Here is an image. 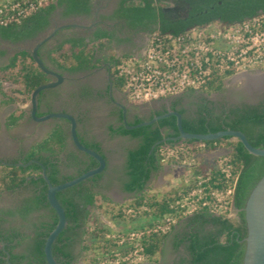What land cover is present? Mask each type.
Segmentation results:
<instances>
[{
  "label": "trees",
  "instance_id": "obj_1",
  "mask_svg": "<svg viewBox=\"0 0 264 264\" xmlns=\"http://www.w3.org/2000/svg\"><path fill=\"white\" fill-rule=\"evenodd\" d=\"M166 1L119 0L117 9L106 18L124 20L130 28L135 30L159 31L176 35L194 26L214 22L230 24L251 18L259 13L264 14V0H190L189 16L193 20L189 17L191 20L187 23L181 20L175 23L170 22L163 11L167 6ZM56 9H61L62 18L89 16L91 5L90 0H54L19 24L0 26V39L11 43L35 39L47 29L49 18ZM112 38V33L98 30L89 43H86L83 38L64 39L55 48L48 51L47 61L57 69L66 72L95 68L98 65V61L95 60L96 53L103 51L110 44ZM41 49H38L37 54L43 62L40 55ZM116 61L114 55L109 57L108 62L111 68ZM110 78L113 86L122 91V83L114 77L113 69ZM49 82V78L41 72L28 52H16L9 58L7 65L0 68V94L3 97L1 105L22 106L29 104L33 90ZM4 83L9 85L7 90L2 87ZM222 87L223 79H215L200 91V94L209 96L221 91ZM43 93L44 91L40 92L38 99ZM184 93L195 94L194 91ZM176 106L177 102L170 104L168 108L163 106L158 111L152 112L147 119L136 117L128 124L136 125L168 111H177L182 117V129L187 133L208 134L226 129L240 131L252 147L264 149V100L254 106L242 105L224 108L213 106L212 102L201 97L191 116H186L185 110L176 109ZM24 117L23 111L11 114L5 120V128L9 130L15 127ZM107 129L111 136L129 137L137 140L136 147L127 150L126 153V180L122 187L124 192L134 196L127 204H112L94 193L93 190L97 187L103 173L58 192L56 198L64 210L66 226L52 244V256L56 263L72 264V248L79 240L82 243V252L89 254L83 264H96L106 258H113L115 255L127 252L131 245L118 246L114 240L106 239V235H123L130 231H144L138 244L145 256L146 263H157L158 257L163 253L165 241L172 235L173 250L177 251L183 247L186 255L175 264H241L244 253L243 239L246 235L243 207L250 191L264 174V157L249 154L239 141L231 137H222L211 141L164 142V139L175 138L178 135L173 116L130 131L123 128L120 116L119 126H109ZM66 137V132L57 126L45 140L22 155L20 160L12 161L11 166L0 165V189L19 188L27 178H29L28 183L35 189L34 198L29 206L21 211V215L26 216L30 212L42 209H48L51 212L49 223H41L34 228L30 246L25 254L14 253L24 239H18L19 237L14 233L0 237L4 244V249L0 252V264H7L6 255H8L11 264H46L43 254L44 242L57 222L55 213L46 201L47 188L41 178V167L37 164L18 167L15 164L17 162L26 164L32 160L39 162L44 167L48 180L53 186L70 181L97 166V162L89 156L83 154L82 157H79L70 153L67 159L68 165L77 168L76 175L61 176L58 160L54 157L64 151ZM78 138L85 147L104 157L99 143L86 142L79 136ZM179 143H183L185 146L204 145L202 150L191 149L177 152L174 157L165 162L183 166V161L193 159L195 164L192 167H185L191 171L192 180L178 190L148 195L146 184L150 175L162 168L164 163L161 162V156L165 146L176 151L174 146ZM221 149H229V153L225 157L232 168L233 175L236 176L230 206L237 211L239 223L233 224L227 218L228 210L223 214L212 215L206 209H202L187 217L179 216L176 213L178 207L175 204L179 198L178 195L187 194L192 188L193 179L196 176L209 177L207 186L218 191L226 188L227 184L219 174L218 159L207 161L203 156L204 153L212 154ZM42 154H47V156ZM89 208L96 210L111 223L117 224L118 221L126 222L137 219H142L145 223L130 229L116 225V229L113 230L102 223L98 216L91 213ZM128 209H131L130 214L125 213ZM166 214L175 215L177 222L184 219L185 229L182 232H174V227H172L166 234L152 231Z\"/></svg>",
  "mask_w": 264,
  "mask_h": 264
},
{
  "label": "built area",
  "instance_id": "obj_2",
  "mask_svg": "<svg viewBox=\"0 0 264 264\" xmlns=\"http://www.w3.org/2000/svg\"><path fill=\"white\" fill-rule=\"evenodd\" d=\"M53 1L12 0L2 4L0 26L19 24ZM115 59L114 77L121 81L123 94L133 104H148L186 91L200 92L215 79L224 82L227 78L264 68V14L230 24L214 22L194 26L176 35L153 31L142 49ZM174 148L176 151L165 146L162 163L177 152L202 150L204 145L179 143ZM182 163L187 167L195 164L193 159ZM217 166L226 188L218 191L207 186L209 177L196 176L187 194L178 195L175 204L179 216L187 217L202 209L212 215L230 210L236 176L225 155L218 158ZM125 213L130 214L131 209ZM176 223L175 215L166 214L152 231L166 234ZM143 234L144 231H130L123 235H106V239L114 240L118 246L129 244L131 248L96 264H145V256L138 244Z\"/></svg>",
  "mask_w": 264,
  "mask_h": 264
},
{
  "label": "flooded vegetation",
  "instance_id": "obj_3",
  "mask_svg": "<svg viewBox=\"0 0 264 264\" xmlns=\"http://www.w3.org/2000/svg\"><path fill=\"white\" fill-rule=\"evenodd\" d=\"M119 0H98L94 7L91 9L90 15L85 16L87 19V25L74 26L70 28H64L58 30L51 41L46 42L40 47V55L43 57V61H46L45 50L52 45V43H61L64 39L67 38H83L86 43L92 41L95 33L98 30L106 31L112 33L113 38L110 44L101 52H97L95 55V60L98 61V65L92 69H84L75 72H66L57 69L53 65H46L47 68L57 73L62 77V81L56 87L44 90L42 96L38 99V108L36 115L38 117L49 114V113H64L72 116L77 123V131L80 133L82 140L89 141V139L94 138L90 133V125L97 122H107L106 132H108V127L119 126V117L122 119L121 107H124L125 117L127 122H132L134 118L147 119L152 112L158 111L161 107H169L170 104L176 103V109L182 108L185 110V115L187 113L186 106L183 104V100L198 94L189 95L187 93H181L179 95L165 98L159 101H152L148 104L138 105L129 102L126 96L122 91L117 90L111 81L110 74L112 72L111 65L108 60L111 55L120 56L127 53H132L137 50L142 49L148 38V35L151 32L143 30H135L130 28L124 20H110L106 17L111 16L114 11L117 9ZM167 6L164 8V13L170 22L177 23L178 20L183 21L184 23L189 22L192 18L189 16L191 10V1L190 0H167ZM99 8V9H98ZM52 17V16H51ZM189 17L191 19H189ZM208 17V16H207ZM188 20V21H187ZM193 20V19H192ZM49 26L47 29L39 34L40 39L50 34L56 26V24L49 20ZM120 40L121 42H119ZM18 42L14 44L23 43ZM50 80L56 81L54 77L47 76ZM49 82V83H50ZM257 103H247L239 102L234 105H224L219 107L232 108L239 107L242 105L254 106L259 104L264 100V90L258 96ZM200 101V99H199ZM198 101V102H199ZM197 102V103H198ZM196 103V104H197ZM195 104V105H196ZM194 105V106H195ZM150 106V107H149ZM214 106V104H213ZM158 107L156 110L150 108ZM195 109V108H194ZM142 110L150 111L147 118L140 117V112ZM29 112H30V103H29ZM27 114L18 124L15 126L24 125V122L31 123L30 114ZM194 112V110H193ZM12 114V113H11ZM9 114L6 119L11 115ZM5 119V120H6ZM26 120V121H24ZM59 123V125L65 130L68 134L69 123L64 119H52ZM33 121V120H32ZM5 123V121H4ZM37 123V122H36ZM5 127V126H4ZM81 128V129H79ZM82 131V132H80ZM69 136V134H68ZM115 137V136H111ZM131 139V138H130ZM137 143V140L131 139ZM8 144L15 143V139H8ZM103 139H101V150L105 154V146L103 144ZM19 146H16V151L22 157L26 146L23 143H18ZM3 145H0L2 148ZM5 147V146H4ZM72 150L70 145L63 151L64 161H67L69 151ZM81 156V155H80ZM3 157L0 156V163L3 162ZM106 169L102 172L103 175L99 182L97 183V189H103L104 177L106 175ZM239 223L238 213L236 211V216L233 224ZM172 238V235H171ZM75 248V245L72 249Z\"/></svg>",
  "mask_w": 264,
  "mask_h": 264
},
{
  "label": "crops",
  "instance_id": "obj_4",
  "mask_svg": "<svg viewBox=\"0 0 264 264\" xmlns=\"http://www.w3.org/2000/svg\"><path fill=\"white\" fill-rule=\"evenodd\" d=\"M10 1L12 0H0V5L10 2ZM97 1L98 0H90L91 9L94 7L93 5H95ZM60 13H61V9H56L52 13L51 15L52 17L50 16L49 18V20L54 22L57 27H60L66 24H74V25L82 26V27L87 25L88 21L85 16H70L67 18H62ZM39 40H40V36L38 35L33 40L24 41L23 43H19L16 45L7 40L0 39V68L7 65L9 58L13 54L19 51L28 50L27 48H25V46H28L29 44L31 46H34L35 43ZM56 45L58 44L52 43V45L48 47L47 50H45L44 56L46 60H47L48 51L55 48ZM41 58L43 59L42 56ZM43 63L45 65H48L46 61H43ZM2 100H3V97L0 94V109H1L0 110V124L2 128L1 133H6V134L10 133L13 136H15L11 138V139H15V143L8 144L4 142L5 139H9V138L6 137L5 139H3L2 135H0V145H3V147L0 148V156L3 157V160H4L3 162L0 163V165L1 166H11L12 161L20 160L21 158L20 157L21 155L18 154L16 151V146H19L18 143L21 142L23 143V145L26 146V149L24 153L22 154L24 155L36 144L45 140L48 137V135L51 133V131L55 127L60 126V125L59 123H57L56 121L52 119L44 123H36L35 121L31 120V123H28V124L24 122V125L21 126L23 128L21 129V131H17V127L19 126L13 127L7 130L4 127V121L6 117L11 113L13 114L18 109L16 107V104L2 106L1 105ZM22 110L25 113L23 107H22ZM77 134L81 138V135L80 133H78V131H77ZM66 135L67 137L65 141V148L67 147V145H70L72 147V150L69 152L74 153L78 155L79 157L81 155L82 157L83 154L77 152L74 149V147L72 146L69 140V136L67 133ZM115 137L130 139L129 137H120V136H115ZM89 141H94L101 145V138L94 137V138L89 139ZM89 141L87 140L86 142H89ZM136 145L137 143L135 142V146H133L132 148L124 149L122 153H119V154L104 148L105 154H106V155L103 154L106 160V167H105L106 175L104 177V182L102 185L103 189L99 190L95 188L93 190L94 193L107 199L112 204H122V200L125 197V195H131L129 193L124 192L122 187H123V183L126 180V176H125L126 153H127V150L133 149L134 147H136ZM223 150H226V149H221L212 154L204 153L203 156L204 158H206L207 161H211L214 158L218 159L221 156H224L229 153V149H227L225 152H223ZM42 155L45 157L47 156V154H42ZM54 158L58 160L61 176H75L76 175L77 168L72 165H68L69 164L68 161L63 160L64 159L63 152L56 155ZM17 163H20V162H17ZM184 167L186 166L184 165L177 166L174 164L164 163L160 170L150 175V178L146 184V188H147V185H149V183H152L153 187L155 188V191L160 193V190L164 185H169L170 183L175 182V181L184 182L183 179L176 176L177 172H179V169L184 168ZM117 171L119 172L118 175H116ZM190 176L191 175H189V177ZM28 181H29V178H27L26 182L21 187L13 189V190L0 189V237L2 235H8V234L14 233L19 237L18 239L20 238L24 239V241L14 251V253L19 254V255L25 254L27 251V248L30 246L34 228L37 227L41 223H49L51 221V212L48 209H42V210L30 212L26 216L21 215V211H23L25 208L29 206L31 200L34 198L35 193H36L35 189L28 183ZM184 185H187V184L185 183ZM118 188L122 192L118 190ZM89 211L95 214L96 216L99 215V213L93 208H89ZM100 217L102 218L101 220L102 223H104L105 225H107L109 228L113 230L116 229L115 223H111L107 221L102 216ZM3 249H4V244L0 240V252L3 251ZM72 254H73L72 264H77L78 262H79L78 264H83L86 258H88L89 256L88 253L82 252L81 240H79L75 244V248L72 249ZM75 261H77V263ZM148 264H153V263H148Z\"/></svg>",
  "mask_w": 264,
  "mask_h": 264
},
{
  "label": "water",
  "instance_id": "obj_5",
  "mask_svg": "<svg viewBox=\"0 0 264 264\" xmlns=\"http://www.w3.org/2000/svg\"><path fill=\"white\" fill-rule=\"evenodd\" d=\"M74 26L76 25L66 24L60 27H55V29L50 34L37 41L31 50H23L30 54L31 58L38 66V68L41 70V72H43L46 76L54 77L56 79V81H52L50 83L37 87L31 93L30 112H29L31 120L37 123H44L50 119L66 120L69 123V131H68L69 140L72 146L74 147V149L81 154L93 158L97 162V166L95 168L84 172L80 176H77L70 181L55 186H53L50 183L45 173L44 167L39 162L32 160L26 164H21V163L15 164V166L18 167H26L30 164H37L41 167V178L45 182L47 188L46 201L48 203V206L53 210L57 218L56 225L49 232L43 246V254L45 257L46 264H57L52 256L51 248L57 236L62 232V230L66 226L65 213L56 198V194L60 191L78 185L79 183L87 180L88 178H91L92 176L102 173L106 167V160L101 154L85 147L80 142L77 134V123L72 116L64 113H49L42 115L40 117L36 115L38 108V96L40 92L54 88L62 81V77L60 75L47 68L46 65L42 62V60L39 58L37 54L38 49L43 44L50 41L58 30L64 28H70ZM245 93H247V90H245ZM121 111H122L123 128L127 131L134 130L144 126H149L156 123L158 120H162L164 118L173 116L175 117V124L178 135L175 138L164 139L163 140L164 142L188 141V140L211 141L222 137H231L239 141L249 154L257 157H264V149L252 147L248 143L244 134L241 133L240 131L226 129L219 132L208 133V134L187 133L182 129L181 126L182 117L177 111H168L163 115L154 116L151 119L143 121L139 124L129 125L125 117V112H126L125 108L121 107ZM243 213H244L246 235L245 238L243 239L244 253L241 264H264V174L250 191L243 207ZM5 261L7 264H11L8 260V255H6Z\"/></svg>",
  "mask_w": 264,
  "mask_h": 264
},
{
  "label": "rangeland",
  "instance_id": "obj_6",
  "mask_svg": "<svg viewBox=\"0 0 264 264\" xmlns=\"http://www.w3.org/2000/svg\"><path fill=\"white\" fill-rule=\"evenodd\" d=\"M32 47L33 46H31L30 44L28 46H25V48H27L28 50H31ZM46 62L48 65H51L47 60H46ZM262 76H264V68H261V70H257V71L243 73V74L237 75V76L232 77V78H227L223 82V87H222L221 91H219L217 93H213L209 96H206L204 94H200V92H196V94H198V95L192 96V97H189V98H186L183 100V104L186 106V111H187L186 116L193 115V110L195 108L194 105L199 101V99L201 97H205L208 101L212 102L214 104V106H216V107L224 106V105H234L235 103H239V102H247V103H251V104L257 103V100H258L257 98L263 92L264 88L257 91L253 97H250L247 93H245V90H246V88L244 86L245 81L243 82L242 79H243V77L244 78H246V77L247 78H259ZM2 87L4 90H7L9 85L4 83V84H2ZM16 107L18 110H16V112H14V113H17L19 111H23L22 110V107H23V109L25 111V115L27 116V114L29 112V104L22 105V106L16 105ZM150 109L152 111V110L158 109V107H153ZM149 112L150 111L142 110L140 112V117L147 118L149 115ZM105 123L107 124L106 121H105ZM106 124H104L103 122H97L95 120L94 123H92L90 125V133H91L92 137L95 136V137L103 139L106 149L119 154V153H122V151L124 149L132 148L133 146H135V141H132L128 138H116V137L109 136L108 133L106 132V129H105ZM21 126L17 127V131H21V129H23ZM79 129H81V128H79ZM1 132H2V128H1V124H0V135H2L3 139H5L6 137L10 138V139L12 137H15L10 133L6 134V133H1ZM80 132H82V131H80ZM4 142L7 143L9 141H8V139H5ZM226 150H223V152H225ZM118 174H119V172L117 171L116 175H118ZM189 175H191V171L189 169H187L185 167L179 169V172H177L176 176L183 179L184 182L175 181V182L170 183L169 185H164L161 188L160 193L161 194L167 193L171 190H178L181 188V186H186L184 184L185 183L188 184L189 181L192 180L191 176L189 177ZM118 190H120V189L118 188ZM146 193L148 195H153V194L157 193L155 191V188L153 187L152 183H149V185H147ZM132 198H133L132 194L131 195H125V197L122 200V204L129 203L132 200ZM100 216L101 215L99 214L98 217L100 220H102V218ZM235 216H236V211L233 208H230L229 213L227 215V218L233 223L235 220ZM118 222L119 223H117V224L115 223L117 226H120V227L123 226L127 229H130L133 226H136L138 224L145 223V221H142V219H137L134 221H126V222L118 221ZM184 229H185L184 219L178 221L174 226V232H182ZM79 253H80V251H79ZM185 256L186 255H185L183 247H180L177 251L173 250L172 245H171V235H170L164 243L163 253L160 257H158L156 264H175L181 258H184ZM75 262L77 263V261H75ZM145 264H148V263H145Z\"/></svg>",
  "mask_w": 264,
  "mask_h": 264
},
{
  "label": "bare ground",
  "instance_id": "obj_7",
  "mask_svg": "<svg viewBox=\"0 0 264 264\" xmlns=\"http://www.w3.org/2000/svg\"><path fill=\"white\" fill-rule=\"evenodd\" d=\"M244 86L247 90V94L253 97L254 94L264 88V76L259 78H244L242 79Z\"/></svg>",
  "mask_w": 264,
  "mask_h": 264
}]
</instances>
